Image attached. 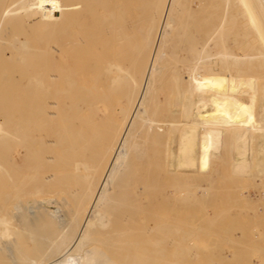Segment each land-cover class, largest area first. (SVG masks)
I'll use <instances>...</instances> for the list:
<instances>
[{"label":"rangeland","instance_id":"374dc122","mask_svg":"<svg viewBox=\"0 0 264 264\" xmlns=\"http://www.w3.org/2000/svg\"><path fill=\"white\" fill-rule=\"evenodd\" d=\"M12 2L0 0V6ZM248 2L256 12L250 11ZM260 2L41 0L28 18L19 13L12 22L17 25L7 38L3 36L6 45L0 46V122L5 128L7 116L30 117L34 120L30 131L60 134L76 148L53 154L41 169L32 171L22 166L18 143L7 149L0 140L1 165L6 167L7 157L20 165L14 176L17 186L11 187L0 176V209L11 210L20 191L29 201L36 196L61 200L90 183L109 181L118 187V162L110 161L103 146L124 140L130 170L122 187L133 196L138 189L149 191L150 198L145 197L155 204L157 192L146 183L158 177L160 186L168 185L170 197L165 208L156 206L170 229L165 225L150 234L156 244L149 247L157 245L163 253L148 248L145 253L150 251L153 257L146 255L145 260L141 253L137 259L156 264L160 256L164 264H264V8ZM13 38L26 47L20 53L14 51ZM118 66L137 83L118 82ZM189 94L196 103L192 117L214 123L198 127L202 140L197 169L168 158L164 148L171 122L178 121L181 129L170 136L178 150L185 122L191 119L179 115V103ZM199 103L211 106L214 116L199 115ZM136 142L148 152L141 163L133 148ZM243 152L250 166L246 173H238L234 165ZM60 182L64 184L57 187ZM42 183L47 184L43 192L32 195ZM83 253L64 255L63 260L90 261L92 256Z\"/></svg>","mask_w":264,"mask_h":264},{"label":"bare ground","instance_id":"6f19581e","mask_svg":"<svg viewBox=\"0 0 264 264\" xmlns=\"http://www.w3.org/2000/svg\"><path fill=\"white\" fill-rule=\"evenodd\" d=\"M40 1L41 0H14V2L5 7L4 5L0 6V46L7 43L5 41H8L6 39L2 40L3 36L7 38L10 30H13V27L17 25L16 23H12L14 21L13 19H15L19 13L24 14V18H28L31 14L30 12L36 8ZM260 1L261 0H258V4ZM262 1L264 3V0ZM250 2H248V6ZM260 4L262 5L261 8H264V4L261 2ZM252 7L250 11L256 12L253 11V9L256 10L254 8L255 6L253 9ZM262 10V13H264V9ZM257 15L254 16L257 17ZM6 20L9 22L6 28L1 31V26ZM11 44L16 45L14 47L16 48L14 50L15 52L17 50L20 53L21 49L26 48L25 46L23 47L22 41L18 40V38H13ZM124 79H131L134 84L137 83L136 78L131 73L121 66H118V82ZM179 105H181V107H179L182 108V110L181 113L179 114L178 112V114H184V117H191V119H187L188 122H185L187 127L181 132L179 147L176 151L173 149V140H171L170 136L171 133L174 134V132L180 130L182 124L178 121L171 122L167 132V142L164 145L165 150L168 152L166 156L168 158L174 157L180 159L182 164H184V168L197 169V165L201 159V154L198 150L202 140V132L198 130V127L201 125H203L201 127L205 125L210 127L214 123L212 122L213 124H210L207 120H200L199 116H196L198 118L192 117L194 116L193 112L196 103L192 100L191 94L185 95L183 101H181ZM121 107V112H123L124 108L123 106ZM197 110L199 115H202L204 118L214 116L211 106H205L199 103L197 104ZM233 117V119L237 117L235 111ZM33 121L34 120L30 117L15 118L7 116L5 128L3 127V123L0 122V140H2L4 145L6 144L7 149L15 143L21 146L22 157L25 162L22 166H29L32 171H36L41 169L45 160L53 154L64 151L69 152L76 148H74V145L71 147V144L67 142L69 140L65 137L63 138L60 134L53 133L49 135L30 131V126ZM219 123L221 122L219 121ZM261 129H264V127ZM261 129L260 131H262ZM158 137L163 138L164 134ZM89 140H91V138ZM65 142L68 143L66 147L64 146ZM91 142L93 141H90V144ZM157 142L159 141L155 140V143ZM92 144L94 145V142ZM243 144L244 142L239 147L241 148ZM125 146L126 141L124 140L114 141L113 143L109 141L103 146V150L111 156L110 161L113 163L118 162V187H115L116 184L109 181L102 183L96 182L95 184L90 183L87 189L71 190L69 198L62 197L61 200L55 197H43L40 199L35 195L36 197H33V199L29 201L30 198H24L27 194L23 191H20L22 194H17V192L16 196L12 191L13 195L18 197L14 199V202L10 205L12 206L11 210L5 212L3 209H0V264H78V261L68 258L63 260V256H74L83 252V254H89L92 258L90 261H85L81 264H92L95 262L99 264H156L152 260L150 261V259H147L146 262L140 261L137 257L139 255L141 258L142 255H144V259L146 260V255H149L147 258H150L152 255L150 256L149 252L152 248L149 246L153 244L154 241V239L150 237V234L156 231L155 229L159 231L161 227L164 228L165 225H167V229L170 225L168 222V224H165L167 221L165 217L157 213L158 211L156 212V208H159L156 206L162 205L163 207V205H168L170 203L169 193L167 192L168 185L160 186L163 184L158 182L157 176L156 181H149L146 183V187L154 188L157 192L158 197H155L156 205L150 202L149 195L152 193L149 191L146 192L145 189H138V194L136 196L126 191L121 185L124 183L123 180L127 177V172L130 170L127 164V148ZM98 148L99 147H97V149ZM133 148L138 155L137 160L140 163L143 162L148 153L145 146L136 142ZM241 149H244V147ZM246 154H244V152L241 153V156H239L235 162L234 168L238 173H246L249 169L250 160L245 157ZM10 158L11 159L7 157L6 161L9 160V162L6 167H4L5 164L2 166L0 163V170H3V175L0 174V176H5L4 179H7L9 185L15 187L18 183L15 181L14 176L17 170H19L18 168L20 165L17 167V165L11 161L12 157ZM84 167L85 166L82 168ZM85 170H88V168L85 167ZM111 178L117 179L115 175ZM63 184L64 183L60 182L55 185L60 187ZM4 185L5 184H3V186ZM46 185L47 184L42 183L40 186H37L32 195H38L43 192V186ZM163 189L165 191L162 192ZM1 195H3V193ZM145 195L149 196V198L147 196L146 198ZM144 197L146 200H144ZM53 203L56 204V207L52 206ZM50 207H55V209H51ZM5 208L7 209L8 207ZM164 213L162 214L164 215ZM151 220L154 222H152L153 224H151ZM163 228L161 230H164ZM168 229H170V226ZM158 238L157 240L161 242L162 238ZM157 244L161 245V243ZM148 248L150 251L148 253L146 252V254L145 251H148ZM153 248L152 250H155L157 245L153 246ZM159 249L157 248L156 250H158L159 253H163L161 252L163 250L160 249L161 251H159ZM157 254H155V256ZM155 256L154 259H157L160 255L157 258H155ZM172 256L174 257V255ZM160 257L161 259L163 258V261L161 259L158 260V258L156 262L164 264V257Z\"/></svg>","mask_w":264,"mask_h":264}]
</instances>
